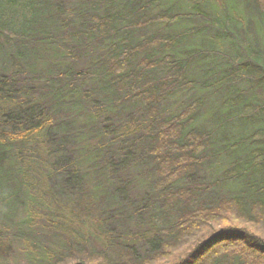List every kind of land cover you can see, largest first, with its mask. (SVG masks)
Returning a JSON list of instances; mask_svg holds the SVG:
<instances>
[{"label":"trees","instance_id":"obj_1","mask_svg":"<svg viewBox=\"0 0 264 264\" xmlns=\"http://www.w3.org/2000/svg\"><path fill=\"white\" fill-rule=\"evenodd\" d=\"M162 1L0 0L1 255L11 231L34 264H264V125L227 142L230 129L264 123V102L246 97L264 90L255 22L231 24L228 9L206 12L205 0L148 13ZM245 5L264 25V0ZM211 34L235 57L188 46ZM97 40L107 51L77 68ZM211 53L219 67L191 78ZM95 81L97 92L85 91ZM199 86L225 96L214 130L196 125L203 97L162 117L160 103ZM218 142L227 143L214 150ZM222 154L231 164L220 177L180 184ZM235 181L237 193L210 194Z\"/></svg>","mask_w":264,"mask_h":264},{"label":"rangeland","instance_id":"obj_2","mask_svg":"<svg viewBox=\"0 0 264 264\" xmlns=\"http://www.w3.org/2000/svg\"><path fill=\"white\" fill-rule=\"evenodd\" d=\"M172 1L173 3H177L179 0H164L160 4V6L153 7L151 8L148 13H154L158 11V9L161 8H166ZM197 0H187L184 2H189L193 4L196 3ZM208 2V6H206L204 9L206 12H211L214 15L218 13H221V17H225V9H228V12L230 14V17L233 16L231 24H235V19L237 18H242L243 20L250 18L252 21H254V26H253V31L254 33L252 34L251 38H257L258 43H261V49H264V25L259 22L258 17H256V12L255 11H248L245 5V0H205ZM201 2H204V0H198V3L200 4ZM188 6H184V9L187 10H192ZM250 14V15H249ZM232 15V16H231ZM223 20L222 18H219ZM234 19V20H233ZM204 20V19H203ZM202 18H196L194 19L193 22L190 23H183L179 25H172V26H157L154 28H149V29H138L134 30V37L136 39L143 37L144 35H147L149 33H152L156 29H162L165 31H169L172 33H175L177 31H181L184 29H189L193 28L197 25H199L202 21ZM246 22V21H245ZM243 23L246 24V23ZM71 28V27H68ZM209 38V40H208ZM202 37V38H194L192 37V40H190V44L188 46H199L200 43L204 44L203 46L207 48H215V47H220L221 52L227 53V56L232 55V57H235V51L230 47V45H227L226 43H221V41L218 39L217 36H213L211 34L209 37ZM220 41V42H218ZM255 42V41H254ZM106 47L104 44H100V42L97 40L95 42H92L90 46L87 48V52L85 57H82L80 62L78 63L77 68L80 69H86L89 66V60H93L94 56L98 54H103L105 53ZM181 50L177 54V56H181L182 51L187 49V47L182 46L180 48ZM45 57H53L56 56L57 53H55L51 49H46L42 51ZM68 55V51L65 53ZM217 54V53H216ZM211 53L208 57L207 60H203L202 62L200 61H195L193 63V66L190 68V76L191 78H196L198 80H202L203 77H205V72L207 70L212 69V68H218L219 67V62H221L218 58L213 60V62H209L210 59H213L216 55ZM50 55V56H49ZM218 55V54H217ZM69 56V55H68ZM57 57V56H56ZM58 61V60H57ZM63 61V60H62ZM71 61V58L68 57V59L64 60L61 64L60 67L66 66L67 63ZM59 62V61H58ZM208 70V72H209ZM99 86V81H95L92 83L87 84L84 86L85 91L91 92L92 90H95L97 92ZM236 87L238 88H244L247 87V84L244 81H239L236 82L235 84ZM255 95V96H254ZM93 96V95H92ZM94 97L97 99L98 94L94 95ZM195 97H203L204 102L202 107L200 108V119L197 121L196 125L200 127H207L210 129H215L216 128V121L222 116L223 114H226V109L223 105L224 102V95L222 92H211L209 90L203 89L202 87H196L192 91H180L173 95L172 97L168 98L166 101L160 103V107L163 110L162 117H168L173 113H176L179 111L182 106L184 101L187 99L195 98ZM246 97L250 99V102L254 101V97L258 98L262 103L264 102V90L262 89H256L255 91L251 93H247ZM264 125V123H259L254 126L249 127L247 130H241V129H236L232 128L229 130L228 135V141L227 142H233V138L237 139L240 138L242 134H245L246 131H251L252 133L259 131L260 128ZM242 133V134H241ZM222 136H218V138H221ZM226 139V138H225ZM227 142H218L214 150H219L221 148L222 144H226ZM231 159L229 158L228 155L222 154L219 155V157L215 158L210 164L206 165L202 170L198 171L197 173L190 175L186 180H183L180 182V184H186L188 182H209L213 179H216L220 177L223 173V171L228 168L231 164ZM131 172V171H130ZM244 184L240 181H235V182H230V183H224L220 186H218L216 189L210 192V194L213 197H220V196H225L228 194H233L237 193L240 189H242ZM132 194L133 197L139 194V186L133 185L132 187ZM147 217V215H145ZM20 216L16 219L19 221ZM143 228L146 229L148 228V221L147 219L144 220ZM128 224L129 228L132 229L135 227V219L131 220ZM7 242L6 245V255H1L0 254V264H34L33 261H30L26 252L23 251V241L15 238L13 233L11 231L7 232L5 235V239Z\"/></svg>","mask_w":264,"mask_h":264},{"label":"snow or ice","instance_id":"obj_3","mask_svg":"<svg viewBox=\"0 0 264 264\" xmlns=\"http://www.w3.org/2000/svg\"><path fill=\"white\" fill-rule=\"evenodd\" d=\"M148 258H149V259H152V257H151V256H149Z\"/></svg>","mask_w":264,"mask_h":264}]
</instances>
